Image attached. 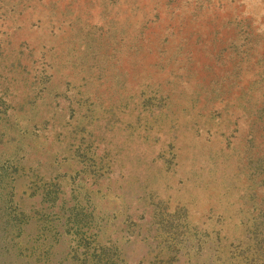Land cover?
Instances as JSON below:
<instances>
[{
    "label": "rangeland",
    "instance_id": "rangeland-1",
    "mask_svg": "<svg viewBox=\"0 0 264 264\" xmlns=\"http://www.w3.org/2000/svg\"><path fill=\"white\" fill-rule=\"evenodd\" d=\"M0 264H264V0H0Z\"/></svg>",
    "mask_w": 264,
    "mask_h": 264
}]
</instances>
